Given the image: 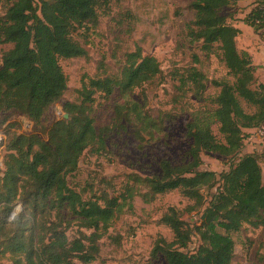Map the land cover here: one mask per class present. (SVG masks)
Masks as SVG:
<instances>
[{
	"label": "trees",
	"instance_id": "16d2710c",
	"mask_svg": "<svg viewBox=\"0 0 264 264\" xmlns=\"http://www.w3.org/2000/svg\"><path fill=\"white\" fill-rule=\"evenodd\" d=\"M4 1L0 44L12 47L0 62V130L5 134L0 141L5 153L0 167V255H7L12 264H91L99 254L98 242L130 192L122 196V203L120 196L107 194L85 199L68 178L77 171L84 152L98 154L105 149L113 129L147 119L143 105L131 101L128 107H114L111 126L98 130L92 115L94 98L107 99L115 92L129 97L160 74L159 62L136 46L124 54L117 75L82 81L77 101L64 103L61 118L46 125L49 109L67 90L60 61L86 57L74 36L97 25L99 1ZM241 1L191 0L193 19L186 37L190 43H201L206 54L216 46L233 82H214L219 93L212 99L213 108L198 111L187 124L190 146L185 161L162 160L159 175L132 176L133 183L146 189L145 201L178 191L192 203L185 211L198 217L191 225L174 207L161 216L159 222L169 228L172 240L158 238L151 256L162 257L164 264H232L234 242L229 233L244 225L264 230V174L257 155L241 154L244 132L264 126V84H256L251 56L237 47L240 30L227 23L228 10ZM245 23L255 32H264V0L257 1ZM186 75L179 79V89L189 83L188 90L199 97L205 89L204 75L195 67ZM11 112L31 121L35 132L9 133L1 116ZM214 124L221 140L212 132ZM203 153L227 159L228 169L218 174L200 170ZM212 189L215 193L206 202L203 191ZM18 204L21 209L12 217ZM72 226L77 231L68 238ZM193 237L199 244L190 250Z\"/></svg>",
	"mask_w": 264,
	"mask_h": 264
},
{
	"label": "rangeland",
	"instance_id": "374dc122",
	"mask_svg": "<svg viewBox=\"0 0 264 264\" xmlns=\"http://www.w3.org/2000/svg\"><path fill=\"white\" fill-rule=\"evenodd\" d=\"M39 1L35 0V3ZM98 1L97 25L78 31L74 36V40L86 50V57L60 61L67 79V90L62 100L49 109L45 124L50 125L61 118L64 103L77 101V90L82 81L117 75L124 62V54L134 51L136 46L141 48L144 56H152L159 62L160 74L134 90L129 97L121 98L117 92L107 99L102 95L95 96L92 115L98 130L111 126L114 107L123 104L128 107L131 101L143 105L147 119L128 122L124 129H113L105 140V149L98 154L84 152L77 171L68 181L85 199L107 194L120 196L122 203V196L130 192L121 213L98 242L99 254L91 264H164L162 257L151 256L158 238L168 242L172 240L169 228L159 222L161 216L168 208L174 207L182 210L181 218L191 225L198 221V217L195 212L185 211L184 208L192 203L178 191L158 195L151 202L145 201L142 196L146 189L133 183L132 176L146 178L159 175V162L162 160L172 164L185 161V153L190 146L187 124L198 111L212 107V99L219 93V88L213 83H232L233 78L221 62L216 46L211 54H206L200 48L201 43H190L186 37V27L193 19L189 8L191 0ZM242 1L228 10L231 14L228 24H240L242 27L258 0ZM5 7V1L0 0V16H3ZM253 30L245 32L236 43L244 48L247 44L257 46L260 40L264 42V32L255 33ZM11 47V44H0V62L3 53ZM190 67L197 68L205 77V89L198 94L199 97L194 90H188L191 87L189 83L181 90L178 87L179 79L187 77L186 71ZM263 75V70H260L256 84L264 81ZM1 118L7 120L3 128L5 126L9 133L35 132L33 123L17 113H7ZM8 124L13 126L8 127ZM212 132L221 140L218 125L212 126ZM4 138L3 129L0 130V139ZM247 153L257 155L264 174V126L244 132L241 154ZM4 155L0 149V167ZM201 161L200 170L217 174L226 171L229 165L227 159L209 153L201 154ZM214 193L215 189L203 191L206 202ZM20 209L18 204L12 217ZM76 231L77 228L72 226L68 230V238L74 237ZM229 234L234 242L232 264H264L262 228L244 225L241 230ZM198 244L197 238L193 237L189 249L194 250ZM0 264H12V261L7 255H0Z\"/></svg>",
	"mask_w": 264,
	"mask_h": 264
},
{
	"label": "crops",
	"instance_id": "0c3cea01",
	"mask_svg": "<svg viewBox=\"0 0 264 264\" xmlns=\"http://www.w3.org/2000/svg\"><path fill=\"white\" fill-rule=\"evenodd\" d=\"M241 2H243V1H241ZM241 2H239V3H241ZM239 25H237V26L235 25V27L240 30V35L237 38V42L240 39V37L244 35L245 32L248 33L249 30L251 29L245 23H243L242 27ZM253 32H255V31L253 30ZM236 44H237V47L239 50L245 51L251 56L252 63L255 67L258 65L261 66L260 68L256 67L255 77L258 78L260 70H263V72H264V63H263V61H264V42H262V40H260V44L257 45L258 47L256 45L247 44L246 47L243 48L238 43H236ZM262 64H263V66H262ZM262 78H264V75L262 76ZM260 83L264 84V81H262Z\"/></svg>",
	"mask_w": 264,
	"mask_h": 264
},
{
	"label": "water",
	"instance_id": "95a60500",
	"mask_svg": "<svg viewBox=\"0 0 264 264\" xmlns=\"http://www.w3.org/2000/svg\"><path fill=\"white\" fill-rule=\"evenodd\" d=\"M64 118H65V119L67 118V115H66V114L64 115Z\"/></svg>",
	"mask_w": 264,
	"mask_h": 264
},
{
	"label": "built area",
	"instance_id": "2783aa9c",
	"mask_svg": "<svg viewBox=\"0 0 264 264\" xmlns=\"http://www.w3.org/2000/svg\"><path fill=\"white\" fill-rule=\"evenodd\" d=\"M0 141H1V139H0Z\"/></svg>",
	"mask_w": 264,
	"mask_h": 264
}]
</instances>
